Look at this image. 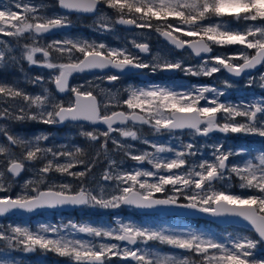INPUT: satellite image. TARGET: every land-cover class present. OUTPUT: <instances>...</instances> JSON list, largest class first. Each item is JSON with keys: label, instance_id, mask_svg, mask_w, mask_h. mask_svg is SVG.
Instances as JSON below:
<instances>
[{"label": "snow or ice", "instance_id": "snow-or-ice-1", "mask_svg": "<svg viewBox=\"0 0 264 264\" xmlns=\"http://www.w3.org/2000/svg\"><path fill=\"white\" fill-rule=\"evenodd\" d=\"M56 3L63 11L49 16L43 11L49 7L44 0H0V37L15 38L0 39V69L15 64L23 71L26 61L30 67L50 70L47 77L38 75L28 80L41 87L39 94L0 83V121L67 123L79 130L78 135L93 142L92 147L100 141L98 148L102 151L86 160L84 148L71 141L56 147L42 143L49 140L47 134L26 138L0 124V136L5 138L0 141V193H7L0 195V217L16 211L34 213L66 206L104 210L125 206L138 210L174 207L214 219H238L250 231L217 236L195 228L149 227L118 218L114 227L75 221L59 226L40 224L36 229L9 224L0 227V264H21L9 257V250L33 253L37 249L66 258L67 264H114V259L122 264H264V256L255 255L258 245H264V99L222 101L220 97L235 85L227 77L221 79V87L203 85L178 90L155 83L129 85L123 90L115 87L127 70L148 69L152 75L157 71H181L205 77L225 71L241 77L255 71L264 88V71H259L264 69V0ZM73 13L93 14L91 27L99 33L114 31L116 24L155 31L176 49L190 50L189 55L200 58V62L185 65L161 55L148 62L127 47L71 38L67 33L62 40L41 43L46 34L70 28ZM233 20L244 22L243 29L231 27ZM131 44L139 53L150 51L146 42L133 40ZM236 45L241 47L230 54L211 55L214 46ZM96 72L103 75H95L83 84L71 83L75 75ZM255 79L249 75L246 86L251 87ZM104 82L114 87H102ZM47 84H54L55 92ZM9 100L21 103L10 104ZM137 125L147 126L154 135L180 139L177 133H182L191 139H180L179 146L173 147L142 137V127L138 129ZM89 126L91 130H86ZM213 132L262 139L255 149L250 145L226 149L223 142L209 144L205 140L198 145L195 141L196 137L209 138ZM128 138L139 140L152 150H139L136 154L133 146L124 142ZM109 142L116 151L125 150L126 157L139 165L146 162L151 169H124L110 157ZM204 148H210L207 157ZM164 153L172 155H161ZM101 156L107 161L101 182L86 184L85 179ZM197 156L201 158L195 159ZM74 168L81 170L72 171ZM25 171L32 176L13 196L12 186ZM51 172L80 183L74 187L70 182L51 180ZM236 188L238 192L233 191ZM80 234L90 239H81ZM150 242L180 252H163Z\"/></svg>", "mask_w": 264, "mask_h": 264}, {"label": "rangeland", "instance_id": "rangeland-1", "mask_svg": "<svg viewBox=\"0 0 264 264\" xmlns=\"http://www.w3.org/2000/svg\"><path fill=\"white\" fill-rule=\"evenodd\" d=\"M24 2H28V0H24ZM31 2L32 3H40V0H31ZM44 3L49 5L48 8L43 10L47 15L51 16L53 14L61 13V11L56 9V6H57L56 0H44ZM225 19L231 20V18H228V17H226ZM71 21L76 24L75 32L73 33V35H68L71 38H86V39L91 40V39H95V37H93L94 34L98 38H105V37L115 38L114 35H116L117 46L122 45V47H127L132 52H134L133 51L134 47L132 46L131 41H128L127 37H125L122 34L123 32H121L120 29L118 28V24L115 25V30L112 32L99 33V32L93 31V28L91 26L88 27L85 23L83 24L82 19L79 17H74L71 19ZM153 22H155V21H153ZM247 23H252V22H247ZM231 27L243 29L244 22H241L238 24L237 22H235L233 20L231 23ZM64 38H65V35H62L60 37L51 38V39L44 40V41L41 40V43H47L48 41H51V40H62ZM0 39H3L5 41H7V40H13L14 41L15 40V38H11V37H0ZM133 40H135L137 42H146L148 45L153 44V46H155L156 49L158 50V52H153L154 53L153 56L161 55L162 57H166L168 59L181 60L185 65L195 66L198 64L197 62L196 63L193 62L191 56H189V55H184L183 57H180V58L174 57L172 55L174 53L171 52L169 49H167L165 46L161 45L159 43V41L157 40L156 36L154 34H152L151 31H149V30H146V29L142 30L141 29L136 34V36L133 38ZM154 41H155V44H154ZM108 45H110V44H108ZM240 47L241 46H239V45L227 46L224 48L214 46L215 55L218 53L230 54L231 52H233L236 49H239ZM137 54H138V52H137ZM36 58L40 59L41 57L39 56V54H37ZM143 59L145 61H148V62H151V60H152V58L151 59H145L144 57H143ZM24 62H26V61H24ZM26 64H27V62H26ZM11 66H13V67H11ZM10 71L18 72V71H21V68L15 64L10 65V66L5 67V68H2V69H0V77L3 78L5 76V74L7 72H10ZM144 71H146L145 75L147 77H149L150 81L151 80H153L154 82H157V81L160 82L161 81L163 83H157V84H163V85H167L169 87H175L178 90L185 89V88H191L194 86H203V85L221 87L222 86L221 85V79L224 77H227L229 79V77L226 75L225 72L216 73L212 77L191 76V75H185L184 72H182L181 79H179V80H175V79L167 80V79L163 78V76L161 75V71H157L155 75H152L148 69H144ZM261 71H264V69H262ZM21 72H23V74H21L23 77L20 78V80H13V81H10L8 83L7 82H0V83L15 85V86H18L21 88V84H22V82H24V83H26V86H28L29 85L28 80L33 78L34 76L27 74V72L24 70ZM254 76L256 77V79H255V82L253 83V85L251 87L246 86L248 83V78L246 77L247 79L242 83L235 82L234 87L227 89L226 90L227 94L225 96L220 97V99L222 101L233 102V103H239V102H245V101L246 102H252L253 100L264 99V88H262L260 86L261 82L259 80V75L256 74ZM119 81H120V84L126 85L125 87H127L129 85L147 86L149 84V83L143 84L140 81H130L128 84H126L128 79H123V80H119ZM48 85H46V86L48 87ZM49 88H50V85H49ZM40 89H41V87H40ZM206 95H211V94L209 93ZM9 103L10 104L11 103H21V101L9 100ZM201 103H203V101ZM5 106H7V105H5ZM32 111H36V109L33 108ZM237 119H242V118H237ZM0 124H6L8 126V130L11 133L26 137V138L34 137V136L40 135V134H47L49 136V140L43 141L42 143L52 145V146H56V147H58L59 145H61L63 143L71 141L72 143L80 145L84 148L85 153L87 152V154H88V159L91 158L95 152L102 151L98 148L99 143L94 142L95 145H97V147H92L93 142H90L85 137L78 135L79 130L77 128H75L74 126L68 127L67 130L58 131L57 130L58 125H45V124L38 123V122L32 121V120L0 121ZM139 134L142 137L147 138L141 132ZM177 136L180 139H183L185 142H188L191 139V137H189L187 134L177 133ZM215 136H218V137L213 139ZM4 139L5 138L3 136H0V141H3ZM75 139H79L82 141L75 142ZM121 139H123V138H121ZM147 139L157 141L158 143H170L173 147H178L180 144V139H170L168 135H166V136L159 135V136L147 138ZM211 139H213V140H211ZM261 139L262 138H260V137L243 135V134H231L230 133L227 136H225L224 134L216 133L209 138H202L201 139V137H196L195 141L197 142L198 145L202 144L205 140H207V142L209 144L223 142L224 147L226 149H228V148L238 149L241 146H249V145L255 149V148L260 147ZM124 142L127 144H131L133 146L132 151H134L136 154H139V150L148 149V146L141 143L139 140L132 141L130 138H128ZM108 148L110 150V152H109L110 157L116 159L117 163L119 165H122V167L124 169H131L133 166L151 169V165L147 164L146 162L143 165H139V164H137L136 161L131 160L130 158L126 157L125 155L123 156L122 154H124L125 150L116 151L114 149V146L111 145L110 142H109ZM90 150L91 151L93 150V152H91ZM148 150H152V149H148ZM203 151L205 152V156L207 157V153L210 151V148H204ZM17 152H19V149H17ZM90 152L92 154L89 157ZM161 155L171 156L172 154L171 153H164ZM200 158L201 157H199V156L195 157V159H197V160H199ZM189 159H192V158H189ZM232 159L239 160L240 157H234ZM99 161L104 162V168L101 169L99 172H97L99 175L98 178H96V176H94L93 178H91V176H89V178H88L89 185H94L96 183L101 182L100 178H101L103 170L107 167V161L103 156L100 157L98 162ZM37 163L39 165L41 162H37ZM96 166H97V163H96L95 167ZM74 169H77V168H74ZM92 170H93V168H92ZM31 176H32L31 172L25 171L24 175L21 178L17 179L18 183L14 184L12 186L11 194L13 196H15L18 192H20L24 180L29 179ZM58 177H62V178H58ZM49 178L51 180H54L57 182H59V181L70 182L73 184L74 187L76 186V184H74L73 180L69 181V179H68V178H71V179H73V178L70 176H67V175H61L59 173L51 172V173H49ZM233 191L238 192L239 189L236 188V189H233ZM6 194L7 193H0V195H6ZM125 210L123 208L108 209V210L99 209V208H89L84 213H77V214H72V213L64 214V213H58V212H49L46 214L44 213L41 217H36V218L35 217H29V216H16V217H12V218H9L6 220H0V227H6L7 225L12 224V225L28 226L32 229H36L40 224L59 226L62 224H66L69 221L90 222L93 225H97V226H113L114 227L115 226V220L118 218L125 223L133 222V223H136L138 225L149 226V227H169V228L177 229V230H185L188 228H195L199 231H204V232L216 234L217 236H220L221 234L227 235L230 232H240V233L249 232L247 230L238 229V228L223 229V228L218 227L215 224H210V223H206L203 221H197V220H184V219L176 218V217H172V218L167 219V220L159 219V218H152V217L136 219V218L131 217L130 215H129L130 217L123 216V212L130 214V211H125ZM113 213H116L117 215L115 216ZM80 238L81 239H90L89 237H87L83 234H80ZM150 244L152 246L160 249L163 252H173V251L180 252V250H178V249H171L167 245H160L159 243H156V242H150ZM8 255L10 258H15L17 261H20L21 264H67L66 258H61L54 253L43 252L39 249H37L35 252H33V256H28L27 253H24L21 251H11V250H9ZM255 255L256 256H264V245H258L257 249L255 250ZM114 264H122V262L114 259Z\"/></svg>", "mask_w": 264, "mask_h": 264}, {"label": "flooded vegetation", "instance_id": "flooded-vegetation-1", "mask_svg": "<svg viewBox=\"0 0 264 264\" xmlns=\"http://www.w3.org/2000/svg\"><path fill=\"white\" fill-rule=\"evenodd\" d=\"M56 9H58L59 11H61L58 5L56 6ZM108 12L111 13L112 10H108ZM74 17L81 18L83 24L85 23L88 27H90V26H92L94 24L93 17L81 16V15H71L70 16V19H72ZM153 23H155V22H153ZM75 26H76V24L74 22H72V26H71L72 31L70 33H67L68 35H73V33L75 32ZM118 28L120 29L121 32H123L122 34L125 37H127L128 41H132L133 38L136 36V34L141 30V29L134 28V26H125V25H119V24H118ZM151 33L156 36L157 40L159 41V43L161 45L165 46L167 49H169L171 52L174 53V54H172L174 57H179L180 58V57H183L184 55H189L190 50L186 49L183 52H179L177 49L171 47L169 45V43L162 36H160L158 33H156L155 31H151ZM62 35H64V34H59V35L52 36V37H45L44 39H42V41L48 40V39H51V38L60 37ZM93 37H95V40L106 42V43L110 44L113 47H122V45L117 46V43H116V40H117L116 35H114L115 38H113V37L98 38V37H96L95 34L93 35ZM154 44H155V41H154ZM149 49H150V51H149L148 54L139 53V50L136 49V48H133V51L135 53L138 52V54H140V56L144 57L145 59H151L153 57V55H154L153 52H158V50L156 49L155 46H153V44H150L149 45ZM213 55H215V50L213 51ZM191 58H192L193 62H195V63L196 62L197 63L200 62V60L196 59L194 56H191ZM11 67H13V66H11ZM23 70L26 71L27 74L32 75L34 77L35 76H38V75L39 76H45V77H47L48 74H49V71H50L48 69H45V68L39 67V66H31L30 67L28 64H26V62H23ZM21 74H23V72H21V71H18V72L10 71V72H7L3 78L0 77V82H7L8 83V82L13 81V80H20V78L23 77ZM145 74H146V71H144V70H139V71H135V72L133 71V73H130L128 75H122V79L121 80L128 79V81L126 82V84H128L130 81H140L143 84H147V83H149V84L150 83H155V84H157V83H163L161 81L160 82L159 81L154 82L153 80L150 81L149 77H147ZM181 74H182L181 71H175L173 73H171V72H161V75L163 76V78L164 79H167V80H173V79L179 80V79H181ZM95 75H103V73H94V74L93 73L92 74L85 73L83 75H76L71 80V83L72 84H83V83H85L86 80L92 79L93 76H95ZM246 79L247 78L242 79L239 83L244 82ZM96 83H101V82L100 81H96ZM49 85H50V89H52V91L55 92V86H54V84H49ZM49 85H48V87H49ZM101 86L102 87H107V88L114 87L113 85H109L106 82H104ZM125 86L126 85H124V84H120V81L115 82V87H118L121 90H123V88ZM21 88L25 89L27 92H29V93H31L33 95L39 94L42 91V89H40V87L38 85H34V84L29 83V85L26 86V83H24V82H22ZM56 95L57 96H60L59 93H56ZM100 99H104V97L101 96ZM68 127H73V126H71L70 124H67L64 127H59V125H58L57 130L58 131L67 130ZM141 127H142L141 133L144 136H146L147 138H152V137L159 136V135H154L153 134V130L150 129V128H148L147 126H140V125H137L136 126V128H138V129L141 128ZM86 130H91V126H89ZM113 135H118V134L113 133ZM163 136H166V134L163 135ZM216 137H218V136H215L213 139H215ZM202 138L203 137H201V139ZM213 139H211V140H213ZM79 141H82V140L75 139V142H79ZM96 142L97 143H100V141H96ZM91 152H93V150ZM91 152L89 154V157L92 154ZM122 155L124 156V154H122ZM83 158L86 159V160L88 159L87 152H86V155ZM103 168H104V162L103 161L102 162L101 161L97 162V166L96 167H93L92 172L88 174V177L85 179V183L86 184H89L88 183L89 176H91V178H93L94 176H96V178H98L99 175H98L97 172H99ZM79 170H81V169L80 168H77V169H73L72 171H79ZM58 178H62V177H58ZM68 179H69V181L70 180H73L74 184H76V185H78L80 183V181H78V180H74V179H71V178H68ZM89 208L90 207H84L81 210H77V211H74V212H71V213L72 214L84 213ZM121 208H123L124 210L126 209L125 211H130V214H128L126 212H123V216H127V217H130L131 216V217L136 218V219L149 218V217L159 218V219H165V220L170 219L168 217H165L164 215H160V214H156V213L141 214L137 209L131 208V207H126L125 206V207H121ZM116 213H113V214L116 216L117 215ZM43 214H41V215H39L37 217H41ZM64 214H67V213H64ZM68 214H70V213H68ZM32 256H33V253H32Z\"/></svg>", "mask_w": 264, "mask_h": 264}, {"label": "water", "instance_id": "water-1", "mask_svg": "<svg viewBox=\"0 0 264 264\" xmlns=\"http://www.w3.org/2000/svg\"><path fill=\"white\" fill-rule=\"evenodd\" d=\"M60 10L63 11L62 9H60ZM71 15H81V16L93 17V14H88V13H82V14L73 13ZM71 31H72V28L71 27L70 28H67V29L54 30L53 32H51L49 34H46V37H52V36H56V35H59V34L70 33ZM169 45L171 47L175 48L174 45H171L170 43H169ZM177 50L179 52H183L186 49H183V50L177 49ZM211 55H213V53ZM195 58L198 59V60H200V58H197V57H195ZM261 70L262 69H260L259 71H261ZM105 71H108V70H105ZM133 71L135 72V71H139V70H136V69L127 70L123 75H128L130 73H133ZM96 73H99V72H96ZM171 73H173V72H171ZM88 74H92V73H88ZM256 74H257V72L254 71L252 73L243 74L241 77H234V76H231L230 74H228L226 72V75L232 81H234V82H240L242 79H244L246 77L248 78L249 75H253L254 76ZM60 95H62V94H60ZM66 125H67V123L66 124H63V125H59V127H64ZM99 127L103 128L105 126H102L101 125ZM216 133H219V132H213V133H211L210 134V137L212 135L216 134ZM219 134H222V133H219ZM24 173L25 172H22L21 173V176L18 177V178H16V179L21 178L24 175ZM83 208L84 207H70V206H66V207L57 208V209L38 210V211H36L34 213H24V212L16 211L14 213H11V214L6 215L5 217H0V220H6V219H9V218H12V217H16V216L37 217V216H39V215H41L43 213H49V212L71 213V212H74V211H77V210H81ZM138 211L141 214L156 213V214L164 215L165 217H168V218L176 217V218H181V219H184V220L203 221V222H206V223L215 224L218 227L223 228V229H227V228H238V229H243V230L250 231L249 226L245 222H243L241 220H238V219H231V218H227V219H214L212 217H209V216H206V215H203V214L194 212V211L185 210V209H179V208H174V207H159V208L152 209V210H138ZM27 255L28 256H32V253H27Z\"/></svg>", "mask_w": 264, "mask_h": 264}]
</instances>
